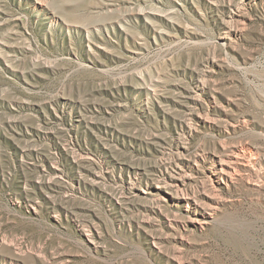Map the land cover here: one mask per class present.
Here are the masks:
<instances>
[{"label": "rangeland", "instance_id": "rangeland-1", "mask_svg": "<svg viewBox=\"0 0 264 264\" xmlns=\"http://www.w3.org/2000/svg\"><path fill=\"white\" fill-rule=\"evenodd\" d=\"M196 84L204 91L187 121L172 102L177 87ZM89 103L111 113L101 122L118 129L114 175L133 178L137 196L117 207L103 178L73 193L83 228L41 197L26 204L6 127L15 118L13 135L36 129L54 108L74 121ZM45 127L58 133L41 146L63 149L70 175L74 149L99 158L83 125L74 136ZM243 144L257 160L216 189L210 170L189 167ZM143 168L142 178L132 173ZM175 169L207 223L156 188ZM0 264H264V0H0Z\"/></svg>", "mask_w": 264, "mask_h": 264}, {"label": "bare ground", "instance_id": "bare-ground-1", "mask_svg": "<svg viewBox=\"0 0 264 264\" xmlns=\"http://www.w3.org/2000/svg\"><path fill=\"white\" fill-rule=\"evenodd\" d=\"M245 1L246 0H244V2ZM192 76L195 78L200 76V74L195 72ZM179 87L181 88H176L178 95L176 96V99L173 100L172 105L177 108V110L180 109L186 113L183 115L185 116V119L188 118L187 121L191 118L195 119L196 116L193 112L194 109L191 108V104L193 107L194 105H198V97L202 94L204 89H200L198 84L187 88H182V86ZM85 105L84 109L77 110L75 112L76 116L74 117H76V119L74 121L73 119L67 117V113L70 114V117L72 116L71 112L54 108L55 113L54 116L50 118L51 121L42 122V124L36 129L30 130L22 127L18 136L13 135L15 118L13 121L10 120L7 125L8 128L6 127L7 133L15 137L14 139L17 141L15 147L13 146V150L19 154L22 158L21 160L23 161L21 168L22 171H25V173L22 177H20V179H22L21 183L25 186L22 194L25 196L24 201H26V204L33 205L37 203L34 201L35 197H41L44 200V203L46 202L48 205L50 211L54 213H65L66 215L73 217L75 221L80 223V226L83 225V228L86 220L83 218L84 213L82 214L80 211H77L73 204H71V196L73 193L80 192L81 190L84 191L88 188L95 189L97 184L100 182V179L103 178L104 180L113 183L115 186V190H113L110 194L109 200L117 207H121L122 205L120 204L125 203L124 205H126L131 203L135 196H137V193L135 192L136 181H134L133 178H127L119 174L118 176L114 175L118 162H115L111 158L112 142H114V140L109 138V134H112L111 138L115 135V137H117L118 129L114 125H105L101 122V118L105 120L106 116L109 115V110L107 108L103 109L102 106L95 103ZM181 121L184 122V120H180V122ZM49 123L62 125V131L72 136L75 135L73 132H75L76 127L80 125H83L86 129H88V131L94 132L97 136L96 144L99 148L98 151H96V154L99 156V158L96 159L98 161L94 160V157H91L93 156L91 155V151L87 152L86 150V152H84V148H76L69 154V165L73 172V174L70 175L67 172V167L62 163L61 157L64 155L63 149L57 147L55 142H51L52 146H54L53 148L55 149L53 155L41 146V142L51 139L55 136L54 133H58V131L55 130L50 132L46 130L45 126ZM51 129L55 128L51 127ZM114 145L116 144L114 143ZM227 149V153L223 156H219L218 159L205 153L204 155L195 157L193 159V165L189 164V167L193 170L201 167L202 170L200 171H203V173L204 169L210 170V174H206V179L209 181L213 189H216L220 183L227 182L240 166H246L248 163L255 162L259 156V152L249 145H237ZM206 163L209 164L208 167H204ZM172 166V170L178 167L177 164H172ZM130 167L133 168V166ZM181 172V169H175L174 173H169L166 177L162 178V180L155 178V181L158 182L156 188L160 190H169L175 194L177 200L185 199L186 206L190 212V221L207 223L206 221H203V214L201 212V209L205 206L202 207L203 204L197 202L193 193L188 194V192L184 190L186 176ZM132 173L139 176V178H142L143 175L146 176L144 168L141 169V171L133 170ZM147 192L148 191L144 193ZM156 195V200L159 201V199H161L160 193H157Z\"/></svg>", "mask_w": 264, "mask_h": 264}]
</instances>
